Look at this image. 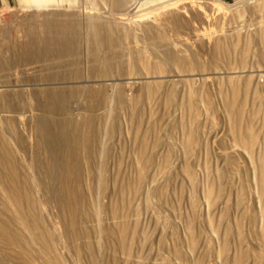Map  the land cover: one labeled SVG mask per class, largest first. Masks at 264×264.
I'll list each match as a JSON object with an SVG mask.
<instances>
[{
	"label": "rangeland",
	"instance_id": "rangeland-1",
	"mask_svg": "<svg viewBox=\"0 0 264 264\" xmlns=\"http://www.w3.org/2000/svg\"><path fill=\"white\" fill-rule=\"evenodd\" d=\"M0 174V264H264V0H0Z\"/></svg>",
	"mask_w": 264,
	"mask_h": 264
},
{
	"label": "bare ground",
	"instance_id": "bare-ground-1",
	"mask_svg": "<svg viewBox=\"0 0 264 264\" xmlns=\"http://www.w3.org/2000/svg\"><path fill=\"white\" fill-rule=\"evenodd\" d=\"M31 1H40V0H31ZM43 5L45 6L46 3L41 4L40 7H43ZM0 175H2V174H0ZM67 195H68V198L71 201V210L70 211L72 213V216L74 217L75 216V208H76V202H74L75 194L73 192H69ZM13 197L18 199V197H19L18 193H16V192L14 193L13 192ZM12 200L13 199L11 198V196L7 197L6 204L10 203V201H12ZM6 226H7V224H6L5 221H2L0 223V228L2 229L3 233H5V234L7 233L6 232ZM9 240H10L11 243H14L16 241L14 238H9Z\"/></svg>",
	"mask_w": 264,
	"mask_h": 264
}]
</instances>
